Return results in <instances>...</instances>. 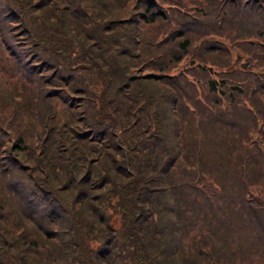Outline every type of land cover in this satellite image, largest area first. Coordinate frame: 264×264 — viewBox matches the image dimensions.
<instances>
[{"label":"trees","instance_id":"16d2710c","mask_svg":"<svg viewBox=\"0 0 264 264\" xmlns=\"http://www.w3.org/2000/svg\"><path fill=\"white\" fill-rule=\"evenodd\" d=\"M0 264H264V0H0Z\"/></svg>","mask_w":264,"mask_h":264},{"label":"rangeland","instance_id":"374dc122","mask_svg":"<svg viewBox=\"0 0 264 264\" xmlns=\"http://www.w3.org/2000/svg\"><path fill=\"white\" fill-rule=\"evenodd\" d=\"M4 56H5V55L1 56L2 60H4V59H3V58H4Z\"/></svg>","mask_w":264,"mask_h":264}]
</instances>
